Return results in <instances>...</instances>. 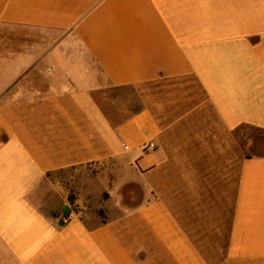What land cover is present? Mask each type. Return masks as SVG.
Instances as JSON below:
<instances>
[{"label": "crops", "instance_id": "crops-1", "mask_svg": "<svg viewBox=\"0 0 264 264\" xmlns=\"http://www.w3.org/2000/svg\"><path fill=\"white\" fill-rule=\"evenodd\" d=\"M140 84L115 123L105 91ZM263 149L264 0H0V264H264ZM88 167L93 225L46 179ZM174 193L226 210L219 262Z\"/></svg>", "mask_w": 264, "mask_h": 264}, {"label": "rangeland", "instance_id": "rangeland-1", "mask_svg": "<svg viewBox=\"0 0 264 264\" xmlns=\"http://www.w3.org/2000/svg\"><path fill=\"white\" fill-rule=\"evenodd\" d=\"M144 100V84L107 89L105 91L104 100L106 115L115 123L117 120L122 122L134 113L143 110ZM255 134H257V132L252 129H245L243 132V135L249 137V139L253 135L255 136ZM239 135H241L240 132ZM90 168H86L83 172H55L48 175L46 179L52 183L57 182V184L59 183L66 186L70 202L75 199L76 195H79L82 198V205L80 207L85 209V212L83 214L80 213V216L86 217L89 223L93 225L106 216L104 206L112 202L110 201L108 189L105 188L103 191L100 190L101 180L107 181L111 180V178L104 176V178L99 177L97 181H95L96 172ZM207 197V193H200V197L198 198L197 196L195 199L196 202L193 203L192 195L184 197L183 195L179 196L177 193H174L167 195V201L172 206L170 211L173 213L174 217L183 223L182 228L191 236H194L197 241L201 242L202 247L207 249L209 244L212 246L215 244L217 251H214L215 256L211 257V261L219 262L222 254L221 247H223L224 242L220 240L211 241L208 240V238L212 234L216 233V236H219L221 231L225 232L224 222L226 221V210L224 207H222V209L209 207ZM186 201H189V203H186ZM185 204H192V206L185 207ZM223 205H225V202ZM74 211L78 213L77 208L74 209ZM66 213L67 209L64 208L62 214ZM216 221L217 223L214 224ZM206 258L209 259V257Z\"/></svg>", "mask_w": 264, "mask_h": 264}, {"label": "built area", "instance_id": "built-area-1", "mask_svg": "<svg viewBox=\"0 0 264 264\" xmlns=\"http://www.w3.org/2000/svg\"><path fill=\"white\" fill-rule=\"evenodd\" d=\"M146 148L148 149H152L154 148V144L153 143H149ZM75 213L73 211L69 212L66 216L62 217V222L64 224H67L68 222H70L73 218H75Z\"/></svg>", "mask_w": 264, "mask_h": 264}]
</instances>
